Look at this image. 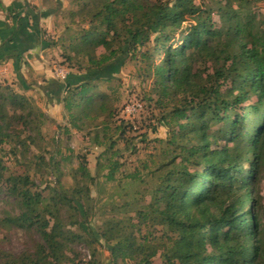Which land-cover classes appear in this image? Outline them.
Returning a JSON list of instances; mask_svg holds the SVG:
<instances>
[{
    "label": "trees",
    "instance_id": "16d2710c",
    "mask_svg": "<svg viewBox=\"0 0 264 264\" xmlns=\"http://www.w3.org/2000/svg\"><path fill=\"white\" fill-rule=\"evenodd\" d=\"M86 1L80 14L71 12V22L80 28L69 40L68 62L63 63L77 73L70 72L64 82H52L55 94L62 93L70 126L80 128L79 122L89 117L97 101L106 110L108 95L99 91L98 84L114 80L84 77L82 71H100L122 57L127 46L138 48V43L145 48L138 51L139 60L162 95L183 96L181 105L164 115L174 148L163 166L165 174L153 203L156 220L172 233L163 247L161 264H264V208L260 210L252 189L264 164V19L258 22L253 12L241 13L229 1L220 0L214 6L223 16L219 27L212 20V10H205L196 0ZM25 7L19 21L35 25L38 15L29 4ZM0 9H4L2 4ZM77 15L82 20L75 21ZM188 19L193 23L184 26ZM154 34L153 44L144 47L152 43ZM42 43L43 48L52 47ZM99 48L105 52L97 54ZM202 61L216 64L214 74L203 76L198 67ZM19 79L27 89L21 74ZM29 103L27 97L0 82V149L21 139L22 126L37 129L41 119L49 118L41 110H30L27 116L14 113ZM8 104L14 108L12 114ZM5 180L21 209L10 222L20 228L36 227L45 244L19 257L0 251V258L7 259L4 264L67 263V249L83 233L93 242H107L114 258L154 264L159 252L155 245L136 244L113 219L97 234L91 228L80 235L64 230L57 205L68 204L76 218L85 222L81 216L87 215L85 204L81 207L79 201L77 205L74 198L82 196L81 191L57 194L50 208L41 193L30 189V176H7L0 158V183Z\"/></svg>",
    "mask_w": 264,
    "mask_h": 264
},
{
    "label": "rangeland",
    "instance_id": "374dc122",
    "mask_svg": "<svg viewBox=\"0 0 264 264\" xmlns=\"http://www.w3.org/2000/svg\"><path fill=\"white\" fill-rule=\"evenodd\" d=\"M220 1H229L241 13L253 12L258 22L264 19V0ZM86 2L40 0L38 6L30 4L39 21H47L44 25L49 24L42 28L41 41L52 46L46 55L47 65L52 72L67 65L63 63L70 52L69 40L80 28L78 24L71 22L70 15L71 12L80 14ZM196 2L201 3L205 10H212V20L219 27L223 16L219 9L214 8L216 1ZM91 4L89 1L88 6ZM82 18V15H77L75 21ZM193 21L188 19L183 25ZM175 36L177 38L178 33ZM154 37L155 34L152 36V43H147L144 47H150ZM118 46V42L114 44L115 48ZM137 47L129 49L127 46L122 57L100 71H82L84 77L95 79L103 76L114 80L109 83L99 82V91L108 95L104 104L106 110L102 111L99 108L100 101H97L89 117L82 124L79 122L80 128L70 126L63 103L62 116L58 120L50 116V97L45 96L46 92L42 91L44 89L39 88L38 81L41 79L30 75L23 78L28 87L26 89L18 76L7 78V73L0 70V82L9 85L13 91L24 95L30 101L29 107L16 108L15 114L27 116L34 109L36 113L41 110L49 117L41 119L37 129L28 130L22 126L24 133L21 139L2 144L0 158L6 167L7 176L12 173L29 175L33 182L30 189L41 193L44 204L50 208L58 199L57 194L81 191L82 196L77 194L74 198L77 205L81 203L82 207L85 204L87 215H81L85 222L79 217L76 218L77 213L68 204L59 202L57 205L64 230L80 235L84 232L83 229L89 231L91 228L97 234L106 221L113 219L121 232L132 235L136 244L155 245L159 252L153 258V263L161 264L164 263L161 257L163 247L169 242L172 233L156 220L157 212L153 203L157 196L156 189L165 174L166 167L163 166L174 148L169 144L172 133L164 115L174 106L181 105L183 96L173 93L167 97L162 95L154 84L153 76L147 75L144 63L139 60L138 51L145 48L140 43ZM104 52L103 48L97 50V54ZM159 59H163V54ZM198 67L206 77L208 73L214 74L216 64L213 61H202ZM68 69L71 73H77L73 67ZM130 102H140L143 108L135 117L127 120L123 110ZM7 107L12 114L13 106L8 104ZM175 136L178 137V134ZM82 166L89 174L83 173ZM247 167L249 168V163ZM253 183V195L261 205L258 208L263 210L264 164ZM8 188L9 183L6 180L0 183V251L10 254L11 257L32 254L38 245L45 244L44 240L36 227L20 228L10 222L12 217L20 214L21 209ZM47 217L50 218L51 215L47 214ZM53 222L52 220L51 225ZM76 222H81V227ZM85 236L70 244L67 249L70 261L64 264L134 263L114 258L109 251L110 246L103 239L97 243ZM5 262L6 258H0V264Z\"/></svg>",
    "mask_w": 264,
    "mask_h": 264
},
{
    "label": "crops",
    "instance_id": "0c3cea01",
    "mask_svg": "<svg viewBox=\"0 0 264 264\" xmlns=\"http://www.w3.org/2000/svg\"><path fill=\"white\" fill-rule=\"evenodd\" d=\"M40 0H0L4 9H0V70L7 73V78L28 75L39 78V88L50 97L48 113L58 120L62 116V93L57 96L54 72L47 65V52L50 47L43 48L41 41L44 22L38 21L34 28L33 21H19L24 17L25 4L39 5ZM44 3V2H42ZM41 91V90H40ZM57 93V92H56ZM44 95V94H43ZM46 97V98H48ZM54 99H51V98ZM54 104V105H52Z\"/></svg>",
    "mask_w": 264,
    "mask_h": 264
},
{
    "label": "built area",
    "instance_id": "2783aa9c",
    "mask_svg": "<svg viewBox=\"0 0 264 264\" xmlns=\"http://www.w3.org/2000/svg\"><path fill=\"white\" fill-rule=\"evenodd\" d=\"M69 74H70V71L66 67H59L54 70L55 78L61 82L66 81ZM142 108H143L142 103L130 102L125 106L123 113L127 115V118L135 117L136 114L142 110Z\"/></svg>",
    "mask_w": 264,
    "mask_h": 264
}]
</instances>
